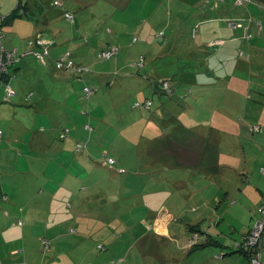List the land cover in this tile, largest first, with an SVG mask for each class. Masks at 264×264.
I'll return each mask as SVG.
<instances>
[{"label": "rangeland", "instance_id": "obj_1", "mask_svg": "<svg viewBox=\"0 0 264 264\" xmlns=\"http://www.w3.org/2000/svg\"><path fill=\"white\" fill-rule=\"evenodd\" d=\"M43 1L44 0H29V2H31V9H28L27 12L30 10L37 11V4L43 3ZM45 1L47 2V0ZM65 1L70 2L69 4L72 3V0H63L64 7H61L60 5H56V0H54L51 5L54 10L63 11L64 18L65 13L67 12ZM138 1L140 2V5H138ZM126 2L127 0H90L89 3L91 5L87 9H78V11L81 12L85 11L88 20L92 22V24L97 22L94 28L88 29L87 36L88 38H91L89 45L90 48L94 50L102 49L110 39L112 42H117L115 36L118 33L121 34L123 40V44H121L122 46L120 45L119 56L115 59L118 61V64L115 60L101 62L97 60L96 54L90 56V62L96 66H100V69L129 68L130 66V68H136L133 66V63L140 62V54H144V51L147 53L150 51L149 48L140 50V45H138L140 42H135L137 38L138 40H141L137 24L143 19L152 21L155 36L158 38L156 43H162L161 54L166 57L152 59L151 63H149L151 66L148 65L146 68H156L154 67L158 64L156 63V60H167V62L177 61L179 68H183L186 72L195 69V72L189 73L200 72L198 69L205 68L204 71L208 72L207 74L212 75L213 78L219 77L218 75L226 76L230 72L232 81L229 85L231 87H234L236 77L246 78L248 76L249 78H252L253 75L257 76L261 87L255 86L253 89L258 90L261 93L259 95L254 94L255 91L253 89L251 92H248L246 94L247 96L244 97V101L246 105L249 104L250 109L246 111L245 108L242 107L241 110L238 111L241 115L240 122L243 123L248 130L244 131L246 136H244L243 142L246 147V141L253 144L255 141L252 139V135L258 134L259 137V135L264 133V124L256 123L259 120V112H257V107H259V105L256 103L257 99H259L260 96L262 102L264 100V4L258 2V0H250V2L245 3H239L238 0H232V3L228 1L226 4L227 6L224 5L223 2L217 3L216 6L214 0H200V2H198V0H180L177 11L172 6L173 0H135L132 1L130 5L125 6ZM24 3H28V0H21V4L20 0H0V42L3 40L5 46L16 41L17 43L15 45L22 47L24 45V42H22L23 39L28 38L16 37L14 35V33L18 34L20 31L23 24L22 21H27L25 18L27 14L26 9L23 8ZM115 5H118L120 8L116 9ZM123 6L125 7L122 8ZM201 6L204 9L212 8L218 10L212 11V9H207L206 12L212 11V14H220V16L217 15L216 17L223 18L228 22L227 24L230 27V30H232L230 37L236 36L238 40L244 39L248 43H256L257 40H261L263 46H259L258 50L255 48V50L249 55L245 48L239 47V42L235 43L234 45L239 47L236 54V64L231 59L225 58L226 52L222 51L230 44V40L227 41L224 39L225 37H228L224 33L216 34L214 40L210 42V47L216 48L209 49L207 46H204V48L196 50L197 45L194 41L200 39L204 28L202 30L199 24L201 20H195L192 16L199 11V9L201 12L203 11ZM33 7L35 8L33 9ZM255 7L261 11L254 9ZM243 9L248 10L245 17L229 18L231 16L225 14L229 13L228 10H235L237 13H240ZM14 11L22 14L23 19L20 17L13 18L10 25L1 28L2 21L10 17ZM236 12L235 14H237ZM37 14L35 13L34 16H37ZM103 14L106 15L103 16ZM177 14L179 17H175ZM47 15L48 11L46 16ZM172 15L180 22H184V28L188 30V34H184L183 38L181 37L180 32L179 35H177V32L173 33L170 30L167 31V37H163L164 33L157 30L158 23L154 20L165 21ZM64 18L60 20L59 24L67 33L74 30V28L76 29L75 26L77 22L72 23ZM77 21H79L78 17ZM232 21L242 22L241 26L238 27L239 29L232 25ZM166 22L159 24L158 28L160 30L162 28L165 30V27H167ZM224 23L226 24V22ZM252 28H257L258 31H254ZM97 29H99L98 32ZM111 31H113V33H111ZM77 32L78 31L75 30L72 34V40L75 43L79 42V34ZM259 32L261 33L259 34ZM39 36L40 38H44L43 41L50 39V37L43 32H38L35 36L29 37L27 39V48L23 50L24 54L20 55V58H23V62L27 60L28 62H31L34 60V58L31 57L33 54L29 53H32L37 48H41L42 45L38 42ZM177 36L183 40L178 41ZM46 42L44 44H46ZM154 43L155 42H153V44ZM51 45V43L47 46L44 45L42 51H51ZM175 45H184V47H182L183 53L181 50L173 51ZM141 46L149 47L146 42H143ZM83 47L86 46L84 45ZM14 49L15 47L10 49L4 47V49L0 50V68L15 67L12 66V61L8 63V60L6 61L5 59L7 50H12L13 52ZM113 49L115 50L112 52L117 50L116 48ZM67 50L60 54L59 59L64 56ZM87 50L88 48H84V51ZM152 50L155 51V49ZM73 53L74 52L71 53V56H73ZM47 58L49 57L45 56L44 59L47 60ZM81 61L84 60L81 59ZM77 65L80 66V68L87 66L79 65V63ZM170 66V63L166 64L159 62V68L156 69L159 72H164L165 69L172 68ZM255 69L259 70L258 73L254 72ZM59 70L70 69L62 68ZM129 76L132 78L133 74H130ZM196 76L203 79V77L197 73ZM117 77L118 76L111 80H114L115 82ZM1 78L2 76L0 77V80ZM20 79H22V75L19 80ZM27 80L26 77L22 79V81ZM213 80L214 79H211L209 81ZM12 81H15V78H12ZM120 86L123 87L122 85ZM95 87L96 95L89 100H87L89 97L88 94L84 95V97L87 98H80L83 96L81 93L82 88L75 89L76 96L74 100H71L70 103L67 104V107H72L75 110L78 109L80 113L86 109V114L77 113V117H73V119L67 120V122L65 119L68 117L67 115H69V112L67 111L66 113H63L59 118L55 112L54 102H49V104L45 106L37 105L36 99L38 96L35 98L33 97L31 100L24 101L23 96L28 94L27 86L23 88L20 96L17 95L10 100H5L3 97V100L8 103L0 102V106H4V108H15L17 105H22L23 107L25 106V108H28V110L19 109L17 112L8 110L6 112L7 117L0 119V126L5 130L6 135H12L14 132H24L20 131L24 126H27L30 129L28 132H37L41 130V127H44L45 133L54 136V141L59 142L57 137L61 129L69 126L65 129L63 136H65L66 139H71L73 136L71 132L72 128L75 132L76 128L81 130L87 122H90L94 131L91 129L93 131L92 133L90 132L91 134L86 132L87 134L82 137L84 141H81L80 139L78 145L71 147L72 151H75L76 148H83V153L78 151L76 158L85 159L83 158V154L87 152V142L90 146H93L94 150H99L103 153L107 151V154L112 150L111 142H115L116 147L113 151L116 156L123 158L120 163L125 167L123 168L119 166V164H115L113 167L103 166L109 171V177L105 173V175L103 173H95L93 175V184L89 181L88 190L82 191L83 188L86 187L84 181L83 186H79L80 188L77 195H71L70 192L66 191V189H69L66 181L67 176L69 173L74 174L78 171L80 178L84 179L87 170L81 171L75 168L69 169L60 165L56 170L57 174L54 179V184H50L51 186L49 185L48 188L38 186L37 189L35 186L39 180L49 178L47 173H44V175L41 173V177L44 176L43 178L38 175L40 173L38 170H31V173L29 174L25 172L18 175L29 177L28 179H30L28 182L24 183L22 193H42L44 199L41 202L40 198H34V204L41 202L40 214L34 215L33 219L30 218L29 221L23 218L16 219L15 217H11L8 214L11 209L9 202L0 203L5 208L4 211L0 210V264H113V259L120 260L121 258L123 259L122 264H230L228 260H226V256L231 254L230 252L234 250L235 241L240 239L241 232H239V230L231 229L230 225L223 221L221 222L222 227L219 228L218 221L222 218H216L217 223H215V226L218 228L211 227L214 225V222L207 223L205 220H200V228H202L203 231L208 228V234L213 238H216V240L218 238V240L222 242V244L215 245L211 240L210 243L206 244V242H204V233L196 231V227L192 229L191 225L187 227V224L198 222V220H196V222L190 221L189 214L194 216L203 215L201 218L206 216L204 214L205 207H202L199 210L197 206L203 202L205 194L208 192H214L215 189L220 193L222 192V196L220 202L217 201L213 203L212 211L217 210L220 215L228 208V201L232 197L238 199V195H242L246 191L247 185L244 181L246 175H238L239 172L233 173L232 171H225L226 174H230L231 176L226 186L224 185V177L216 176L212 187H206L196 181L193 178V174H183L177 169H174L166 173L168 184L165 175H159V177L163 178L159 181L155 178V175L151 174L154 170H149V167L145 166V162H150L148 154L144 152L149 150L150 141L140 149L141 153H139L138 156L137 152H135V140L138 136V130L136 127H132L134 130L131 127L126 128L125 130L122 129V125L117 120L116 114L109 116L108 119L102 123L101 121L104 118L102 117L104 110L98 102L100 101L99 98H104L109 94V89L105 86L99 87L95 85ZM184 87L186 90H191L193 88L189 83H185ZM218 88L219 86H217V84L211 86V89L208 90L206 95H203L201 99L207 101L208 97L213 98L212 100L222 98L224 96L225 88L222 87L217 91ZM218 92L221 93L218 94ZM31 94L33 93L31 92ZM149 96L151 95L145 90L143 96L139 98V101H144V99ZM154 97L156 100H159L163 96L160 93H155ZM53 98H55V96H53ZM185 98L187 99L186 96L183 97V99ZM122 99L126 104H121V106H123L122 111L126 112L125 110L130 109V105H132L133 101L136 99V95L130 93ZM73 101L77 103L75 104ZM143 104L146 106V103ZM207 105L214 107L213 102L207 103ZM262 106L263 105L260 104L259 110H261ZM207 114L210 115L209 112ZM246 114L251 123L245 119ZM85 117L88 118L84 121H79L80 118ZM181 122L184 125L192 124V122L185 116L182 118ZM107 123L109 125H107ZM202 123L206 125L208 131H214L217 129L216 125L222 123V119L217 118V115L214 116V114H212L207 119L205 118ZM103 124L106 125L107 128H105ZM123 124L127 126L128 123L123 122ZM169 124L175 125L174 123ZM257 125L258 127L255 129V126ZM51 127H53L52 130ZM211 131L208 135L213 138H218V134ZM66 132L69 133L67 134ZM203 133L207 134V132ZM239 134L241 135L242 133L239 131ZM108 140L110 142H108ZM235 141L237 140H234L231 145H233ZM93 149L89 148V150ZM255 152V163L258 164L259 159L257 158V149ZM0 161L14 163L9 159L8 152H5L4 155H0ZM122 169H124V171H121ZM263 170V168H257L254 172H250V186L256 184L257 173H262L264 176ZM135 177L136 179L132 183H128ZM180 179L185 183H183L182 187L176 192V197H179L181 200V197H183L187 199V201L186 208L182 211L180 210L178 213L177 217H179V221L173 220L170 224L171 227H174L175 231L176 238H173L174 233L172 228L167 236L156 232L154 218L151 216L150 208L147 204L154 203L158 205L161 202H166L164 195L150 193L151 188L161 185H170L171 181L177 182ZM5 184V182H0V188H4ZM232 189H234V191H232ZM255 190L257 189L255 188ZM226 192L238 195L229 194L228 197H225ZM254 193L255 192H253V194ZM223 194H225V196ZM191 203L194 204V208L189 206ZM261 203L262 204L260 205L256 216L249 217L251 220L249 225L251 227L255 225L258 218L264 215L261 211V208L264 205V196H261ZM34 204H31L30 209L28 210H31ZM43 204L45 208H43ZM161 212L165 213L166 211L158 210L157 214L159 215ZM19 219H22L23 221L18 222L17 220ZM218 235L220 236L217 237ZM229 237L232 238L229 239ZM44 239H47L50 243L47 248H43L42 240ZM223 245H229V247L223 248ZM185 246L186 251L179 250ZM52 248L54 251L63 254L62 261L60 258H57L56 260L49 262L45 258V256H48L52 251ZM224 253L229 254L225 255ZM246 258L247 264H249L248 257ZM262 258L264 261V250ZM239 260H244L242 255H238V261Z\"/></svg>", "mask_w": 264, "mask_h": 264}, {"label": "crops", "instance_id": "obj_2", "mask_svg": "<svg viewBox=\"0 0 264 264\" xmlns=\"http://www.w3.org/2000/svg\"><path fill=\"white\" fill-rule=\"evenodd\" d=\"M52 1L54 0H47V2L44 0L43 3L37 4V11L30 10L28 16L25 17L27 21H22L23 24L18 34L14 33L16 37L29 38L35 36V34L38 32H43L45 35L50 37L51 40H48L52 44L50 63L47 68L42 67L34 59L31 62H28L27 60L18 63L7 74H5V76L3 77L4 81L13 82L11 84L12 87L16 90L15 96H20L22 94L23 88L27 86L28 94L23 96L24 101L31 100L33 97L35 98L36 96H38V98L36 99L37 105L45 106L49 104V102H54L55 112L59 118L63 113H66L68 111L69 115H67L68 117L65 119L66 122L67 120L73 119V117H77V111L72 107L68 108L67 104H69L71 100H74L73 96L76 95L75 89L81 88L82 83L76 78L78 76H81V74H78L72 70H59L55 67V60L60 57V54L67 49H71V51L74 52L72 57L75 62L77 64L79 63V65H87L85 66L87 67L86 69L91 71V84L94 86L97 85L99 87L105 86L107 87V89H109V94L106 97L101 98V100L110 102V105L112 106V114L117 115V120L122 125L121 128L124 130L130 127L137 128L138 136L135 140V152H137L138 156L139 153H141L140 149L150 141L148 148L149 150L144 151L146 154H148L150 162H145V166H148L149 170H154L151 174L155 175L156 179L160 181L163 178L159 177V175H165V179L168 184L166 173L177 169L183 174H193V178L196 181L206 187H212L214 178L216 176L224 177V185L226 186L231 176L230 174H226L225 171H232L233 173L239 172L238 175L245 174L246 178L244 179V181L247 185V188L242 195L228 192H226V196L225 194H223L225 197H228L229 194L238 195V199L232 197L228 201L229 206L226 210H224L220 215L218 214L217 210L212 211L213 203L217 201L220 202L222 192L220 193L216 189L214 192H208L204 195L203 202L201 204H198L197 206L199 210L202 207H205L204 214L206 216L201 218V216L203 215L194 216L192 214H189L190 221L196 222V220H198V222L194 224H187V227H189L190 225L195 226L196 231L204 233V242H206V244L210 243L212 240L213 244L219 245L222 244V242L219 241L218 238L216 240V238H213L211 235H209L208 228L203 231L199 226V222L200 220H205L207 223L214 222V225H212L211 227L218 228L215 226V223H217L216 218H222L218 221L219 228L222 227L221 222L223 221L224 223H228L231 229L239 230V232H241L240 239L235 241L234 250L230 252L231 254L228 255L229 253H224L225 255H228L226 256V260H228L230 264H247V256L243 253L236 252L235 245L237 242H240L242 240V238L250 231L251 228H253L249 225V223H251L249 217L256 216L258 209L262 204L261 196H264V176L262 173H257V180L254 186H250L249 176L250 172H254V170H256L257 168L264 169V133L259 135V137L258 134L252 135V139L255 141L253 143L254 145L246 141V147L243 142V138L244 136H246L244 134V131L248 130L246 129V126L240 122L241 115L240 113H238V111L241 110L242 107H244L246 111L250 109L249 104L246 105L244 97L247 96L246 94L248 92L252 91L253 87H261L257 76L253 75L252 78H249L248 76L246 78L236 77L235 85L234 87H231L229 85V83H231L232 81L230 72L226 76L218 75L219 77L213 78L212 75H209L207 74L208 72L204 71L205 68H200L198 69V71L200 72L196 73L198 75H201L203 77L202 79L198 78V76H196V73H189L195 72V69L186 72L185 70H183V68H179L177 61L167 62V60H156V63L158 64L154 67H156L157 69L159 68V62H163L166 64L170 63V67L172 68L165 69L164 72H159L156 68H153V71L152 69H149L148 71L151 72L150 77L154 79H171L175 84V87L172 91L175 92L173 94V101L174 99H176L177 102H174L172 105L170 103H166V98L164 96L159 100H156L154 94L157 92L155 91L151 82L141 76L137 68H130V66L129 68L100 69V66H96L90 62V56L92 54H96V51L98 49L94 50L89 47L91 38H88L87 34L88 29L94 28L97 22L92 24V22L88 20V16L86 15L85 11H78V9H87L91 5L89 3L90 0H72L71 4H69L70 2L65 1L66 10L75 13L77 22L75 26L76 29L74 28V30L69 33H67L66 30L59 24L60 20L64 18L63 11L52 9ZM132 1L135 0H127L125 6L130 5ZM228 1L232 3V0H224V5H226ZM198 2H200V0H198ZM258 2L264 4V1L262 0H258ZM179 3L180 0H173L172 3V6L177 11L179 8ZM30 4L31 2H29V9H31ZM138 5H140L139 1ZM125 6H123L122 8H124ZM34 8L35 7H33V9ZM115 8L119 9L120 7L118 5H115ZM201 8L203 10L202 12L199 9V11L194 13L192 16V18H194L195 20H201L199 24L202 30L204 28L203 34L200 36V39L194 41L197 45L196 50L199 48L202 49L204 48V46H207L209 49L216 48L210 47V42L214 40L216 34L224 33L228 36L224 39L227 41L230 40V44L226 46L222 51L226 52L225 58L231 59L236 64V54L239 47L245 48L247 50V54L250 55V53L255 50V48L258 50L259 46H263L261 40H257L256 43H248L244 39L238 40L236 36L230 37V34H232V30H230V27L227 24L228 22L223 18L216 17L217 15L220 16V14H212V11L218 10L212 8L204 9L202 6ZM207 9H212V11L206 12ZM254 9L261 11L256 7ZM47 11L48 15L46 16ZM234 11L228 10L229 13L225 14H229L228 16H231L229 18H240L245 17V15H247L248 13L247 9H243L242 11H240V13H237L235 11L237 14H235ZM35 13H38L37 16H34ZM104 15L106 14H103V16ZM177 16L179 17L178 14L175 17ZM77 17L79 21H77ZM175 17L172 15L169 19H167L168 21L154 20L156 23H158V26L159 24L165 23L167 21V27H165V30L163 28L160 30L157 26V30L164 33L163 37H167L166 35L168 30L173 33L177 32V35H179L180 32L182 38L184 34H188V30L184 28V22H180ZM224 22H226L229 28ZM137 28L140 32L141 40H138V38L135 37L137 38L135 42H140V44H138L140 45L139 49H150L148 53L144 51V54H140V57H145V63L149 64L151 63L152 59L158 57L165 58L166 56H162L163 54H161L162 43H156V41H158V38L155 36V30L153 28L152 21H147L146 19L140 20L137 24ZM75 30L78 31L77 33L79 34V42L76 43L72 40V34ZM98 30L99 29H97V32ZM252 30L255 31L257 30V28H252ZM111 33H113V31H111ZM260 33L261 32H259V34ZM115 38L119 46L123 44L120 33H118ZM177 38L178 41L183 40L182 38H179V36H177ZM27 39H23L22 42H24V45L22 47L15 45L17 43L16 41L11 42L10 45L5 46L2 40L0 44H2L7 49L16 47L20 50H25L27 48ZM143 42H146L149 47L141 46ZM153 42L155 43L153 44ZM237 42L240 43L239 47L237 45H234ZM111 43L116 42H112L110 39L108 43L104 45V48L108 47ZM84 45L86 47H83ZM182 47H184V45H175L173 51L181 50L182 52ZM84 48H88V50L84 51ZM152 49H155V51H153ZM81 59H83L84 61H81ZM116 62L118 64L117 60ZM135 64L136 62L133 63L134 67ZM258 71V69L254 70L255 73H258ZM117 72H119V75L116 81L112 86L109 87V82ZM130 74H133L132 78H130ZM21 75L22 79L26 77L28 80H19ZM11 78H15V81H12ZM211 79L214 80L209 81ZM185 83L191 84L193 88L191 90H186L184 87ZM119 84L123 87H121ZM216 84L217 86H219L217 91L222 87L225 88L224 96L222 98H217V100H212L213 98L210 97L207 98V101L201 99V97H203V95H206L207 91L211 89V86H214ZM145 90L148 91V93L151 95L146 98H151L153 100V105L150 108L147 107L148 110L144 108L134 107L133 104L135 100H139V98L143 96ZM254 91V94L257 95L261 93L258 90ZM31 92L33 93L32 95H30ZM130 93L135 94L136 99L133 101L132 105H130V109L125 110L126 112H123V106H121V104H125V101L122 98L129 95ZM219 93L221 92H218V94ZM4 96L5 94L3 91V83H0V102L8 103L3 100ZM53 96H55V98H53ZM184 96H186L187 99H183ZM92 97L93 96H89L87 100ZM73 102L76 104L75 101ZM210 102L214 103V107L207 105V103ZM98 103H100V101ZM256 103L259 105V107L260 104L263 105L261 107V110H259V107H257V112H259V120L257 119L258 121L256 123L264 124V100L262 102L261 97L259 96V99H257ZM19 109L28 110V108H25V106L23 107L22 105H17L15 108H4V106H0V119L7 117L6 112L8 110L17 112ZM208 112L210 115L214 114V116L217 115V118L222 119V123L216 125V130H210L211 132L218 134V138H213L208 135L210 131H208L206 125L202 123L204 122L205 118L207 119L210 116L207 114ZM80 114H86V109H84ZM108 116V112L107 114L104 113L102 116L104 118L101 122L104 123L105 120L108 119ZM184 116L188 118L192 122V124L184 125L181 122ZM87 118H80L79 121H84ZM245 119L248 120L247 114L245 115ZM123 122H127V126L123 124ZM248 122L251 123L250 120H248ZM169 123H174L175 125H170ZM90 124V122H87L81 130L76 128L75 132L72 128V139L75 142L79 141L80 139L81 141H84L82 137L87 134L86 132L92 133L94 131V128ZM107 125L109 124L107 123ZM103 126L107 128L106 125L103 124ZM52 129L53 127H51V130ZM29 130L30 129L27 126H24V128L20 130L24 132H14L12 133V135H6L4 130V140L0 142V155H3L2 152H8L9 159L14 162H5L4 164H0V182L6 183L4 188H0V203L9 202V206L11 207V209L8 214L11 217H15L16 219L23 218L28 221L30 218L33 219L34 215L40 214L41 202L44 199L42 193H22L24 189V183L28 182L30 179H28L29 177L18 176L21 175V173L27 172V174H29L31 173V170H38V172H40L38 174L40 177L41 173L42 175H44V173H47L49 178L39 180L35 186L37 189L38 186L42 188H48L50 184H54V179L57 174L56 170L60 165H62L63 167L65 166L69 169L75 168L81 171L87 170L86 177L84 179L80 178L78 171H76L74 174H68L66 181L69 189H66V191L70 192L71 195L78 194L80 188L79 186H83L84 181L86 183V187L83 188L82 191H87L89 181L91 184H93V175L95 173H105L106 175L109 174V171L104 168L106 166L103 165L102 162V151L94 150L93 146H90L88 142L87 147L93 150H88L85 154H83V158L85 159H78L76 158L77 153L75 151H72L71 148L73 147L72 143L74 144L73 140H64L66 142L65 143L59 137H57L59 140V142H57L54 141V136L45 133V128L37 132H28ZM239 131L242 133L241 135L239 134ZM203 132H207V134ZM234 140L237 141H235V143L231 145ZM108 142L110 141L108 140ZM111 145L112 150L108 153V155L115 157L116 161H118L117 164L125 168L120 163L123 158L120 156H116L113 151L116 147V143L111 142ZM256 149L258 151V164L255 163ZM106 153L107 151L104 152V154ZM1 162L2 161H0V163ZM5 165H7L6 168H3ZM43 177L44 176H42L41 178ZM135 179L136 177L128 183H132ZM183 183L185 182L180 179L177 182L171 181L170 185L155 186L150 189V193L164 195L166 199V202H161L158 205L154 203L147 204L150 208L151 216L154 218L155 230L162 235L167 236V234L171 232L170 230L172 228V231L174 233L173 238H176L174 227H171L170 224L173 220L179 221V217H177L179 211H182L186 208L187 199L181 197V200L179 197H176V192L182 187ZM255 188L257 190H255ZM232 191H234V189H232ZM253 192L255 193L253 194ZM34 198H40L41 202H37L36 204H34ZM31 204L34 205L31 210H28L30 209ZM193 205L194 204L192 203L189 204L190 207L194 208ZM43 208H45L44 204ZM0 210H5L2 204H0ZM158 210H165L166 212H161L158 215ZM173 217H175L176 219ZM17 221L22 222L23 220L19 219ZM195 227H193L192 229H194ZM219 236L220 235H218L217 237ZM231 238L232 237H229V239ZM222 247H229V245H223ZM179 250L186 251V246L184 248H180ZM238 255H242L244 260L238 261ZM62 256L63 254L61 252H56L52 248V251L48 256L46 255L45 258L49 262L52 260H56L57 258H60L62 261Z\"/></svg>", "mask_w": 264, "mask_h": 264}, {"label": "trees", "instance_id": "obj_3", "mask_svg": "<svg viewBox=\"0 0 264 264\" xmlns=\"http://www.w3.org/2000/svg\"><path fill=\"white\" fill-rule=\"evenodd\" d=\"M19 1V0H18ZM19 3V2H18ZM20 4H21V0H20ZM23 8L24 9H26V16H28V13L29 12H27V10L29 9V0H28V3H24L23 4ZM17 17H20V18H22L23 19V16H22V14H20L19 12H17V11H14L13 13H12V15L10 16V17H8V18H6V19H4L3 21H2V23H1V28L2 27H4V26H6V25H10L11 24V21H12V19L13 18H17ZM46 46L47 45H50L49 43H47V44H45ZM113 46H116L117 47V51L116 52H114V54L112 55V56H110V57H99V52L100 51H102V50H111L112 48L111 47H113ZM1 47H4L2 44H0V50H1ZM44 46H41V48H37L35 51L36 52H42V48H43ZM16 48V47H15ZM18 49V48H17ZM22 52H24L23 50H20L19 49V53H22ZM119 53H120V46L118 45V43L116 42V43H111L108 47H106V48H100V49H98L97 51H96V58H97V60H99V61H101V62H103V61H109V60H111V61H113V60H115L118 56H119ZM0 55H1V53H0ZM49 58H47V60H43V58L42 57H37L35 54L33 55V56H31V57H33L42 67H44V68H47L48 66H49V63H50V58H51V51L49 52V54L47 55ZM139 60H140V62H136V64H135V67L137 68V70H138V72L141 74V76H143V78H145V79H147V80H149L150 82H151V84H152V86L154 87V89H155V91L157 92V93H160L162 96H164L166 99V103H170L171 105L174 103V102H177V100L176 99H174V101H173V94L175 93V92H172L173 91V89H174V83H173V81L171 80V79H169V78H165V79H158V78H152V77H150V74H151V72L150 71H148L149 69H152V71H153V68H146L148 65L149 66H151V64H146L145 63V57H140L139 58ZM110 61V62H111ZM20 62H22V61H19V62H17L16 64H14V65H12V66H15V65H17L18 63H20ZM115 62H116V60H115ZM141 66H143V67H141ZM55 67H56V60H55ZM12 68H7V70H6V72H3L2 73V78H1V80H0V83H3V91H4V94H6L7 92H6V86H7V84H11L12 82H8V81H4V79H3V77L5 76V74H7L10 70H11ZM77 75V74H76ZM91 71L89 70V71H83L82 73H81V76H78V77H76L78 80H80L81 81V83H82V86H81V88H82V97H80L81 99H85V98H87V97H84V95H86V94H88L90 97L91 96H94L95 95V93H96V88H95V86L94 85H92L91 84ZM119 75V73H116V74H114V76H113V78H115L116 76H118ZM12 79V78H11ZM82 79V80H81ZM3 81V82H2ZM165 81H168L169 82V84H170V88L167 90V89H165L164 88V82ZM113 83H114V80H111L110 82H109V84H108V86L110 87V86H112L113 85ZM11 86H12V84H11ZM108 87V88H109ZM90 89V90H92V93L91 94H89L88 93V91L86 90V89ZM16 95V94H15ZM14 95V96H15ZM13 96V97H14ZM75 96L76 95H74L73 97L75 98ZM12 97V98H13ZM99 100H100V105L102 106V109L104 110V113L105 114H107V112L109 113V116H112L113 114H112V106L110 105V102H106V101H104V100H101V98H99ZM147 101H151V105H149V106H145L143 103H146ZM173 101V102H172ZM135 102L136 103H138V105L137 104H135ZM135 102H134V107H138V108H144V109H146V110H148L147 109V107L148 108H150L152 105H153V100L151 99V98H146L144 101H139V100H135ZM77 103V102H76ZM166 105H168V104H166ZM168 107V106H167ZM169 108H170V106H169ZM173 109H174V107H173ZM76 111H77V113H80L79 111H78V109H76ZM115 115V114H114ZM108 116V117H109ZM2 128V127H1ZM43 128L44 127H41L40 129L41 130H43ZM68 127H65V128H63V129H61V131H60V133H59V135H58V137L63 141V140H65L66 139V137L65 136H63V134L65 133V129H67ZM2 130H3V128H2ZM70 130V129H69ZM67 134L69 133V132H66ZM3 135H4V130H3ZM73 138V136L71 137V139L70 138H67L66 140H73L72 139ZM4 139H3V137H1V139H0V142H2ZM73 142H74V144H73V147H75L76 145H78V141L77 142H75L74 140H73ZM86 150L88 151L89 150V148H86ZM78 151H81V153H83V148L82 149H79V148H76L75 149V152L76 153H78ZM3 153V155L5 154V152H2ZM105 155H107V156H110V155H108L107 153L106 154H104L103 152H102V157H105ZM111 157H113V156H111ZM113 158H115V157H113ZM116 159V158H115ZM5 162H1L0 164H4ZM115 164H117V161H116V163ZM104 165V164H103ZM6 166L7 165H5L3 168H6ZM264 216V215H263ZM263 216H262V218H263ZM261 218V217H260ZM259 219V218H258ZM192 228L193 227H195V226H191ZM251 230H252V228L250 229V231L242 238V240L240 241V242H237L236 243V245H235V251L236 252H239V253H243L244 255L246 254V250L244 249V251L243 250H241L242 249V247H243V244H244V242H245V240L247 239V236H248V234L251 232ZM42 243H43V248L45 247V248H47V246H49V241L47 240V239H44V240H42ZM260 243L261 244H264V232H263V234H262V237H261V240H260ZM263 250H264V248H263ZM113 261V264H122L123 263V259L121 258L120 260H115V259H113L112 260Z\"/></svg>", "mask_w": 264, "mask_h": 264}, {"label": "built area", "instance_id": "obj_4", "mask_svg": "<svg viewBox=\"0 0 264 264\" xmlns=\"http://www.w3.org/2000/svg\"><path fill=\"white\" fill-rule=\"evenodd\" d=\"M224 0H214L215 2V5L217 6V3L219 2H223ZM239 3H245V2H250V0H238ZM55 3V2H54ZM56 5H60L61 7H64L63 6V1L62 0H56ZM65 18L68 19L70 22L72 23H76V20H75V14L73 12H70V11H67L65 13ZM242 24L241 21H232V25L234 27H240ZM44 38H40L39 36V39H38V42L44 46L45 42L46 44L49 43V40L47 39L46 41H43ZM31 42V40H30ZM112 49L111 50H102L99 52V57H110L114 54V52H112L113 48H116V46H113L111 47ZM1 49H4V47H1ZM111 51V52H110ZM50 51L48 50H45L44 52H36V51H33L32 53H29V54H35L37 57H42L43 60L45 58V56H47L49 54ZM71 53L72 51L69 49L66 51V53L64 54V56H62L60 59L58 58V62L56 60V67L58 69H62V68H66V69H70L78 74H81L83 71H89L87 70L86 68L87 67H82L80 68V66H78L72 56H71ZM24 53H19V50L18 49H14L13 52L12 50H7V53L5 55V59L6 61L8 60V63H10L12 61V65L16 64L17 62L19 61H22L23 58H20V55H23ZM32 55V56H33ZM0 58H1V55H0ZM7 68H0V77L2 76V73L3 72H6ZM164 88L165 89H169L170 88V84L168 81H165L164 82ZM88 91L89 94L92 93V90L90 89H86ZM14 91L15 89L10 85V84H7L6 86V94L4 96L5 100H10L15 94H16V91H15V94H14ZM30 95H32L30 93ZM138 105V103H136ZM151 105V101H147L146 102V106H149ZM258 127L255 126V129ZM261 128V127H260ZM1 137H3V130L0 128V139ZM103 164L105 166H108V167H113L116 163V159L111 157V156H107L105 155V157H103V160H102ZM121 171H124V169H122ZM264 171V170H263ZM261 211L264 213V205L263 207L261 208ZM264 232V216L263 218H259L258 221L255 223V225L253 226L251 232L248 234L247 236V239L245 240L244 244H243V247H242V250L244 251V249L246 250V256L248 257V260H249V264H264V261H263V258H262V254H263V248H264V244H261L260 243V240H261V237H262V234Z\"/></svg>", "mask_w": 264, "mask_h": 264}, {"label": "bare ground", "instance_id": "obj_5", "mask_svg": "<svg viewBox=\"0 0 264 264\" xmlns=\"http://www.w3.org/2000/svg\"><path fill=\"white\" fill-rule=\"evenodd\" d=\"M242 250V249H241Z\"/></svg>", "mask_w": 264, "mask_h": 264}, {"label": "clouds", "instance_id": "obj_6", "mask_svg": "<svg viewBox=\"0 0 264 264\" xmlns=\"http://www.w3.org/2000/svg\"><path fill=\"white\" fill-rule=\"evenodd\" d=\"M16 91V90H15Z\"/></svg>", "mask_w": 264, "mask_h": 264}]
</instances>
